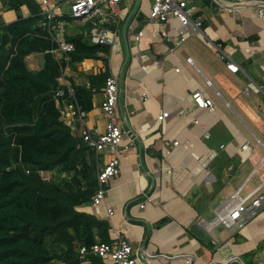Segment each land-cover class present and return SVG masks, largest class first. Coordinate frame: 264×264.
I'll list each match as a JSON object with an SVG mask.
<instances>
[{
  "label": "crops",
  "instance_id": "1",
  "mask_svg": "<svg viewBox=\"0 0 264 264\" xmlns=\"http://www.w3.org/2000/svg\"><path fill=\"white\" fill-rule=\"evenodd\" d=\"M235 1L192 0L202 30L177 44L178 19L149 22L143 12L153 0H139L137 6L136 0H120L116 42L98 58L76 63L67 75L74 84L104 71L118 77L115 116L126 131L124 141L132 136L134 144L121 154L120 172L106 183L104 201L78 209L107 220L110 237L120 235L148 252V264H264V209L232 228L207 229L198 221H210L240 186L248 191L264 181V147L253 138L264 139L259 136H264V16L252 3ZM1 5L4 21L17 18L14 9ZM21 11L30 14L26 4ZM141 29L137 42L134 34ZM218 44L239 71L227 68ZM35 53L25 57L34 70L43 65ZM104 86L97 85L83 121L73 119L79 133L83 126L105 127ZM197 88L213 96L215 111L195 103L191 93ZM162 109L170 114L158 121ZM175 139L179 144L166 154L164 145ZM245 139L252 141L247 151L241 149ZM109 154L101 153L98 165Z\"/></svg>",
  "mask_w": 264,
  "mask_h": 264
},
{
  "label": "trees",
  "instance_id": "2",
  "mask_svg": "<svg viewBox=\"0 0 264 264\" xmlns=\"http://www.w3.org/2000/svg\"><path fill=\"white\" fill-rule=\"evenodd\" d=\"M1 2L17 18L6 22L0 16V264H78L81 246L111 241L107 220L78 209L92 202L97 158L56 103L57 77L66 61L45 52L52 41L41 28L38 4ZM23 4L29 15L22 13ZM69 39L75 44L69 52L72 68L108 51L79 33ZM33 52L44 55L35 70L25 61ZM87 77L89 86L72 83L84 111L92 108L93 93L108 71ZM38 169L57 170L58 178L45 180ZM88 256L89 264L102 263L99 256Z\"/></svg>",
  "mask_w": 264,
  "mask_h": 264
},
{
  "label": "built area",
  "instance_id": "3",
  "mask_svg": "<svg viewBox=\"0 0 264 264\" xmlns=\"http://www.w3.org/2000/svg\"><path fill=\"white\" fill-rule=\"evenodd\" d=\"M120 0H35L42 14L41 28L52 41V46L45 52L54 54L57 58H63L66 64L57 77L60 86L55 92L56 103L63 119L79 118L83 121L86 111L82 110L74 99V88L67 79L70 71L69 52L74 50L75 44L69 39L70 35L82 34L89 43L104 46H112L118 38V16L120 13ZM239 4L252 3L257 8L260 17L264 16V0H236ZM233 3V2H231ZM0 2V7H1ZM231 9V7H228ZM196 6L192 0H153L149 9V22H162L170 17L179 21L177 44L185 41L192 34L202 30V19L194 18ZM144 30L141 29L134 34L137 42H140ZM164 36L166 33L164 32ZM220 51V57L225 60L226 66L232 72L240 70V65L229 58V55L216 45ZM190 64L193 59L186 57ZM178 69V68H177ZM210 83V80L207 79ZM89 86V80L86 81ZM105 97L101 102V108L107 115L108 120L104 128L99 126L86 127L80 130L83 142L94 151L96 158L105 152L110 153L109 158L103 165L97 162L98 185L92 197V203L99 204L104 201L107 191L106 183L111 177L120 172L121 154L134 144V137L129 136L124 141L126 131L116 120L115 111L119 100V80L116 75H108L104 86ZM216 94H219L216 92ZM147 96V93H143ZM195 103L208 111H215L217 104L213 96L203 88H197L191 93ZM72 98V99H71ZM170 114L168 109L158 112L156 119L163 121ZM197 121V120H195ZM255 141L264 147V139L256 136ZM179 144L175 139L171 144L164 145V152L170 154L174 147ZM252 144L250 139H245L241 149L247 151ZM225 144H221L224 147ZM30 172V168H26ZM38 174L45 180H52L51 170L38 169ZM264 181L253 189L245 191L243 185L233 191L221 205L215 208L214 216L210 221L200 218L199 224L207 229L221 224L227 228L242 226L249 219L256 216L264 209ZM144 205V203H141ZM108 212L113 209L108 207ZM89 254L101 258V264H148L150 254L143 250H136L132 244L120 235L111 237L110 242L98 241L90 247L81 246L79 249L78 264H89ZM68 264V263H63Z\"/></svg>",
  "mask_w": 264,
  "mask_h": 264
},
{
  "label": "rangeland",
  "instance_id": "4",
  "mask_svg": "<svg viewBox=\"0 0 264 264\" xmlns=\"http://www.w3.org/2000/svg\"><path fill=\"white\" fill-rule=\"evenodd\" d=\"M1 1V0H0ZM1 4H2V2H1ZM148 15H149V11H147V12H143V16H146L145 17V20H147V18H148ZM2 19H3V17H2ZM35 57H37V59H38V64L39 65H42L43 64V62H44V55H43V53H41V52H36L35 53ZM113 62V61H112ZM72 67H70V69H71ZM68 79H69V76L67 77ZM261 138H264V136L263 135H259ZM254 145V144H253ZM255 146H256V143H255ZM50 174H51V176L53 177V180L54 179H57L58 178V174H57V170H51V172H50ZM246 191V190H245Z\"/></svg>",
  "mask_w": 264,
  "mask_h": 264
},
{
  "label": "water",
  "instance_id": "5",
  "mask_svg": "<svg viewBox=\"0 0 264 264\" xmlns=\"http://www.w3.org/2000/svg\"><path fill=\"white\" fill-rule=\"evenodd\" d=\"M139 0H136V4L135 6H137ZM194 231H196L197 233H200V234H203V231L199 230L198 227H197V224H192V227H191ZM192 264V262H191Z\"/></svg>",
  "mask_w": 264,
  "mask_h": 264
},
{
  "label": "bare ground",
  "instance_id": "6",
  "mask_svg": "<svg viewBox=\"0 0 264 264\" xmlns=\"http://www.w3.org/2000/svg\"><path fill=\"white\" fill-rule=\"evenodd\" d=\"M230 6H232V5H230Z\"/></svg>",
  "mask_w": 264,
  "mask_h": 264
}]
</instances>
